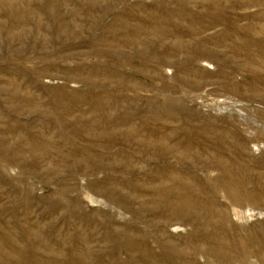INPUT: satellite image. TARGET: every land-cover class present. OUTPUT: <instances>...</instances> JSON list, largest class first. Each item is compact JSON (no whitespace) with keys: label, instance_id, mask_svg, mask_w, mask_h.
Wrapping results in <instances>:
<instances>
[{"label":"rangeland","instance_id":"rangeland-1","mask_svg":"<svg viewBox=\"0 0 264 264\" xmlns=\"http://www.w3.org/2000/svg\"><path fill=\"white\" fill-rule=\"evenodd\" d=\"M263 30L264 0H0V264H264Z\"/></svg>","mask_w":264,"mask_h":264},{"label":"bare ground","instance_id":"bare-ground-1","mask_svg":"<svg viewBox=\"0 0 264 264\" xmlns=\"http://www.w3.org/2000/svg\"><path fill=\"white\" fill-rule=\"evenodd\" d=\"M206 25V24H205ZM245 27V26H244ZM246 29H249L250 28V26H247V27H245ZM263 29V28H262ZM237 31H238V29H236ZM224 31V30H223ZM264 31V30H263ZM69 36V35H68ZM226 36L227 35H223L222 36V38H221V40H223V41H226ZM228 37V36H227ZM158 40V39H157ZM204 42V41H203ZM250 42V44H251V46L252 47H254L256 50H263L264 51V41H256V43H253L252 41H249ZM184 44V43H183ZM249 44L247 43V41L246 42H241L240 44L238 43L237 44V42L234 44V47L235 48H241L242 50L243 49H245V48H247V46H248ZM177 47V46H176ZM179 48H181L182 50L186 47V46H183V45H180V43H179V46H178ZM187 48V47H186ZM233 49V48H232ZM112 50V49H111ZM98 51V50H97ZM185 51V50H184ZM188 51V50H187ZM262 51V52H263ZM104 52V51H103ZM244 52V51H243ZM246 52V51H245ZM96 53V52H95ZM185 53V52H184ZM183 53V54H184ZM193 53V52H192ZM97 54V53H96ZM211 54V52L209 51V49H206L205 47H202V49H200L199 51H198V55H199V57H200V59H202V58H209V55ZM264 54V53H263ZM197 55V54H196ZM251 55V54H250ZM258 55H259V53H258ZM254 56H257V55H254ZM194 57V56H193ZM243 57H245V56H243ZM246 58V57H245ZM256 58V57H255ZM254 58V59H255ZM259 58V57H258ZM261 59V64L263 65L264 64V57L263 58H260ZM187 60V59H186ZM258 60V59H257ZM258 61H260V60H258ZM191 62V61H190ZM194 62V61H193ZM202 62H205V61H202ZM259 63V64H260ZM253 64V63H252ZM255 64H256V62H255ZM191 65V64H190ZM189 65V66H190ZM251 67H252V65H251ZM60 98V97H59ZM62 98V97H61ZM56 100V99H55ZM59 101H60V99H59ZM57 102V101H56ZM60 103V102H59ZM54 104H56L55 102H54ZM101 104H103V103H100V105ZM91 105L94 107V102L92 103L91 102ZM96 105H97V103H96ZM96 107H99L98 105L96 106ZM64 108V107H63ZM66 108H68V107H66ZM65 108V109H66ZM97 109V108H96ZM102 109V108H101ZM67 117V116H66ZM131 121V119H127V120H124L123 121V125H127L129 122ZM132 123V122H131ZM95 122H93V126H95ZM98 126V125H97ZM95 128H96V126H95ZM139 129V128H138ZM142 129V128H141ZM126 130H128V133L125 135V137H126V139H128V140H132V139H135L134 137H141L140 135H138V133H139V130H137L135 127H134V125H129V127H128V129H126ZM103 131V130H102ZM142 132V131H141ZM137 134V135H136ZM142 134V133H141ZM153 137H154V139H157L158 141H156V143H158V145H160V147H161V153H164V154H167V155H169L170 153H172V152H174V148L176 147H174L173 148V146H170V145H168V144H166V142H162V140H161V143H164V145H165V147L160 143V141H159V139L158 138H156V135H155V133H153V131H150L149 129L148 130H146L145 131V136L142 138L141 137V142H143V143H145V145H146V148L147 147H150L149 145H151L150 144V141H151V138L153 139ZM169 137H171V136H169ZM138 139H140V138H138ZM152 142V141H151ZM153 142H155V141H153ZM153 144V143H152ZM155 144V143H154ZM156 146V147H159V146ZM175 149H177V148H175ZM156 150L157 151H159L158 150V148H156ZM153 151V150H152ZM179 151V150H178ZM180 152H182L181 151V149H180ZM156 153V152H155ZM180 154V153H179ZM183 154V153H182ZM181 154V155H182ZM185 154V153H184ZM187 154V153H186ZM175 155H176V153H175ZM184 156H186V155H184ZM188 156V155H187ZM202 158V157H201ZM172 174V173H171ZM182 174V173H181ZM170 176V175H169ZM168 177V176H167ZM166 177V178H167ZM181 178V177H180ZM166 180V179H165ZM167 181H168V184L170 185L169 187H167V188H164V186H166L165 184H164V182H162L163 184H161L162 185V188L161 189H163L164 191H163V195H162V198H163V200L167 203V204H169V205H171L170 206V208L168 207V209H169V213L171 214V217H174V216H179V215H181V217L182 218H187L188 217V212H189V210H190V202H189V197H190V194L188 195V189L186 190V188H185V186H186V184H185V181H184V178L183 179H180L179 180V183H178V181H177V183H178V185H177V183L175 184L174 182H175V180L174 179H172L171 177L170 178H168L167 179ZM159 188V187H158ZM177 188H182L183 190V193L185 194V196L183 195V193L180 195V197L178 196V195H176V194H174L173 192H174V190H176ZM179 194V193H178ZM192 205V204H191ZM170 216V215H169ZM181 218V219H182ZM160 220V219H159ZM163 244V243H162ZM172 249V248H171ZM236 250V249H235ZM182 254V253H181Z\"/></svg>","mask_w":264,"mask_h":264}]
</instances>
